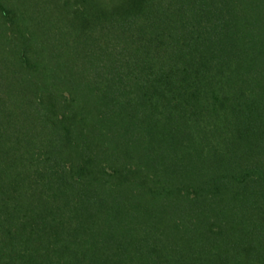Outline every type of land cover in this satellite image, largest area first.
I'll use <instances>...</instances> for the list:
<instances>
[{
    "label": "trees",
    "instance_id": "trees-1",
    "mask_svg": "<svg viewBox=\"0 0 264 264\" xmlns=\"http://www.w3.org/2000/svg\"><path fill=\"white\" fill-rule=\"evenodd\" d=\"M0 264H264V0H0Z\"/></svg>",
    "mask_w": 264,
    "mask_h": 264
}]
</instances>
